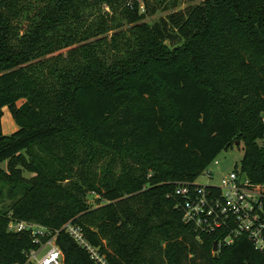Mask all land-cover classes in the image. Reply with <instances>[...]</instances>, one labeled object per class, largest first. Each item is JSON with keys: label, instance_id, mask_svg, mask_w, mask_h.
<instances>
[{"label": "trees", "instance_id": "1", "mask_svg": "<svg viewBox=\"0 0 264 264\" xmlns=\"http://www.w3.org/2000/svg\"><path fill=\"white\" fill-rule=\"evenodd\" d=\"M137 2L0 0V190L12 200L0 212V264L23 261L32 247L28 233L8 232L10 214L50 228L74 220L109 264H264L246 238L225 246L223 229L198 238L176 195L241 137L240 170L264 184L255 143L264 137V0L184 9L182 0H143L141 18L171 12L124 40L113 15L121 9L134 23ZM98 36L113 51L117 40L134 46L108 64L89 41ZM4 108L19 126L8 136ZM23 152L33 185L1 167ZM108 154L125 163L124 178L99 172L97 157ZM88 192L107 204L89 208ZM60 244L65 264H95L69 236Z\"/></svg>", "mask_w": 264, "mask_h": 264}, {"label": "built area", "instance_id": "2", "mask_svg": "<svg viewBox=\"0 0 264 264\" xmlns=\"http://www.w3.org/2000/svg\"><path fill=\"white\" fill-rule=\"evenodd\" d=\"M204 173L210 179L214 178L209 169ZM176 195L184 198V222L195 229L198 238L223 229L225 246H233L246 238L264 256V184H254L239 169L230 172L219 185L204 186L195 182L191 187L178 183ZM8 232L28 233L32 239V247L23 252V261L13 264H65V253L60 244L63 235L86 251L95 264H109L74 220L60 228H50L15 219L10 214Z\"/></svg>", "mask_w": 264, "mask_h": 264}, {"label": "rangeland", "instance_id": "3", "mask_svg": "<svg viewBox=\"0 0 264 264\" xmlns=\"http://www.w3.org/2000/svg\"><path fill=\"white\" fill-rule=\"evenodd\" d=\"M138 6H139V14L136 15L134 17L135 22L134 23H128L125 20H123L122 16L125 15L124 11L119 9L117 14H114L113 17H117L118 20L121 21V28H119V32H122L125 35V39L127 38H131L132 33L134 34V27L137 28V31H142L143 29H145L148 26H151L153 23L157 22L160 18L162 17H166V15H168L171 10L168 11H160L158 12L155 16H146V18H141L140 15H142L145 11H144V3L143 0H138ZM155 2L160 3L162 6H165L169 0H154ZM203 0H199L196 2H191L190 0H182V3L180 4V6L178 7V9H184L190 5H196L200 2H202ZM106 4H102L100 7L103 8V11L106 12L108 9L105 6ZM106 8V9H105ZM111 16L113 13H110ZM131 28H133V30H131ZM109 35L107 38V41L111 40V36L112 33L107 34ZM103 37L105 36H98L97 38L91 39L89 40L90 42H92L96 48L99 54H102V58L106 61V63L110 64L112 62V60L115 58L113 57L114 55L117 54H123L126 55L127 51L133 47L131 45H129V42H126L124 44L121 43L122 40H117L118 42V48L120 49L119 51L116 50H111L110 49V44L108 42L103 41ZM111 43V42H110ZM113 43V42H112ZM116 43V44H117ZM128 43V44H127ZM169 47V46H168ZM104 51H106V53L104 54ZM165 50L169 51L170 57L172 53V50H169L167 48H165ZM68 50H64L61 53L66 56ZM57 55V54H55ZM105 55V56H104ZM167 62H163L161 61L160 63H156L154 65V67H152V74L155 73V70L159 67H166ZM155 78V77H154ZM5 114L7 115V117L9 118V121H7V117L5 115V117L2 118L1 123H2V133L5 136H8L14 132H16L19 129L18 124L14 121V119L12 118L11 114L9 113L8 109L5 108ZM264 117V115H262ZM255 143L258 145V147L260 148H264V137L262 139H258L255 140ZM38 149H40L39 147H36L35 150L38 152ZM244 150H245V142H244V138L241 137L240 139L237 140V143L234 147H230L227 150L223 151L216 159L217 162L216 163H212L209 166V171L213 172L214 174V178L210 179L206 173H203L201 176H199L196 180V183L199 185H204V186H208V185H219L222 181V179L227 176L230 172L234 171V170H239L242 164V160L244 157ZM109 156H98L97 157V162L96 164L99 167V172H101L102 174L104 172L106 173H112L113 176H115L116 178L118 177H122L124 178L126 175V169H125V163L121 162L120 159H117V157L115 155L112 154H108ZM114 159L116 160V163L113 162ZM23 160H26L27 162L30 160V156L28 153L23 152L22 153V157H20L19 159L16 160H12V161H7L4 162L1 167L6 170L7 172L9 171V167L12 166L18 173H16L15 175L17 176L18 179V183L20 180H22L24 183L23 184H28V185H33L35 184V180H36V174L34 172H31L27 167L23 166ZM18 163V164H17ZM128 180V179H127ZM3 183L0 184V189L3 187L2 185ZM85 200L87 201V205L89 208H97L99 206L102 205H106L107 202L102 201L98 196H96L95 194L88 192L87 196L85 198ZM12 204V200L8 199V187L5 188V190H0V212L3 211H7L10 208V205ZM219 251L215 252L213 251L214 255H218ZM192 257V256H191ZM205 259L204 258H197V263L199 264H205Z\"/></svg>", "mask_w": 264, "mask_h": 264}, {"label": "water", "instance_id": "4", "mask_svg": "<svg viewBox=\"0 0 264 264\" xmlns=\"http://www.w3.org/2000/svg\"><path fill=\"white\" fill-rule=\"evenodd\" d=\"M213 251H215V252L218 251V244H217V242L214 243V249H213ZM215 257H217V255H215Z\"/></svg>", "mask_w": 264, "mask_h": 264}, {"label": "crops", "instance_id": "5", "mask_svg": "<svg viewBox=\"0 0 264 264\" xmlns=\"http://www.w3.org/2000/svg\"><path fill=\"white\" fill-rule=\"evenodd\" d=\"M5 115H6V114H5V108H4V116H3V117H5ZM6 117H7V115H6ZM6 117H5V118H6ZM7 118H8V117H7ZM7 121H9V118L7 119Z\"/></svg>", "mask_w": 264, "mask_h": 264}]
</instances>
